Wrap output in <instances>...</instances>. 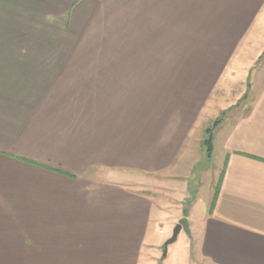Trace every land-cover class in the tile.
Here are the masks:
<instances>
[{
    "label": "crops",
    "instance_id": "crops-1",
    "mask_svg": "<svg viewBox=\"0 0 264 264\" xmlns=\"http://www.w3.org/2000/svg\"><path fill=\"white\" fill-rule=\"evenodd\" d=\"M122 2L0 0V264H159L171 236L159 227L182 217L192 246L165 264H264V37L238 30L264 27V0H218L241 13L232 71L224 52L182 79L96 66L95 28ZM229 73L242 90L217 98L208 155L203 129L219 114L203 109ZM127 169L164 193L131 189Z\"/></svg>",
    "mask_w": 264,
    "mask_h": 264
},
{
    "label": "rangeland",
    "instance_id": "rangeland-1",
    "mask_svg": "<svg viewBox=\"0 0 264 264\" xmlns=\"http://www.w3.org/2000/svg\"><path fill=\"white\" fill-rule=\"evenodd\" d=\"M196 2L197 0H174L172 5L167 0H123L122 4L110 3V11H108L110 16L107 18L106 14L102 26L95 28V35L91 41L90 50H88L97 54L96 66L159 69L174 73L175 79H182L184 74L197 73L198 69H204L208 64L216 61V57L227 52L222 56L223 67L232 71L230 53L237 51L238 45L231 42L233 30L231 26L240 19L241 13L219 11L217 9L219 7L218 0H205L202 4H196ZM254 26V28L238 29L244 32L241 36L243 41H246V37L249 36L248 30L257 33L261 28H264L262 27L263 23L260 25L259 20ZM256 33L254 41L260 47L264 35L262 32L261 34ZM252 36L253 34L249 37L252 38ZM226 40L230 42L224 44ZM261 50H264V47ZM247 53H252V49H247ZM262 53L264 54V51ZM261 65H264V55L258 63V68ZM248 73L249 71L246 70L244 76H248ZM231 76L230 73L229 76H226L225 84L228 87L226 90L221 91L216 87L208 95V104H206V108L204 107L202 115H205V111L215 113L217 110V114L213 116L214 119L219 114L221 107L220 100L217 101L218 97L222 96L223 102L226 104L240 94L239 90H242V87L234 83V76ZM230 113L232 112H228L229 115ZM194 126L192 132L196 135L198 129H196V125ZM139 173L127 169L118 177L122 178L121 182L128 183L131 189L141 188L144 192L164 193L162 189L158 188L157 182L160 181L156 179V181H152L148 177L145 179L146 181L143 179L141 182L134 183L133 178L140 177ZM142 175L146 177L145 174ZM129 176H132L131 179H126ZM187 182L196 184V180L192 178H189ZM191 199L195 200V197L192 195L186 198L182 205H177L176 207H179L177 212L180 213L181 209L182 213H185L188 210L186 205L191 202ZM159 228L162 229L159 235L172 234L173 227L165 221ZM181 244H185L188 248L192 246L184 232L174 242L168 244L170 252L168 254L166 252L164 259L160 260L158 257L159 264H165L166 261L172 260L173 249ZM164 251L165 248H161V252L164 253Z\"/></svg>",
    "mask_w": 264,
    "mask_h": 264
},
{
    "label": "trees",
    "instance_id": "trees-1",
    "mask_svg": "<svg viewBox=\"0 0 264 264\" xmlns=\"http://www.w3.org/2000/svg\"><path fill=\"white\" fill-rule=\"evenodd\" d=\"M245 98V95L242 97ZM238 105V103H236ZM226 111H222L218 117L205 126L203 129L202 145H204L206 153L209 155L212 147L213 132L216 126L223 120Z\"/></svg>",
    "mask_w": 264,
    "mask_h": 264
},
{
    "label": "water",
    "instance_id": "water-1",
    "mask_svg": "<svg viewBox=\"0 0 264 264\" xmlns=\"http://www.w3.org/2000/svg\"><path fill=\"white\" fill-rule=\"evenodd\" d=\"M180 231H184V233L190 238L188 221L185 217L180 218L177 221V223L174 225L171 236L167 239V241L164 244L165 248L169 243H172L176 240Z\"/></svg>",
    "mask_w": 264,
    "mask_h": 264
}]
</instances>
